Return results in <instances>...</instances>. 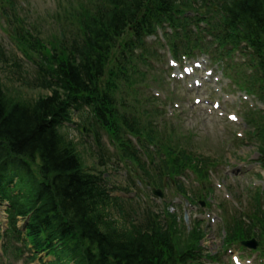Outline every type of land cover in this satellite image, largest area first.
I'll return each instance as SVG.
<instances>
[{
    "label": "trees",
    "instance_id": "obj_1",
    "mask_svg": "<svg viewBox=\"0 0 264 264\" xmlns=\"http://www.w3.org/2000/svg\"><path fill=\"white\" fill-rule=\"evenodd\" d=\"M94 1L93 15L84 13L73 24L77 30L61 36L58 53L50 44L45 47L39 40L17 35L20 46L39 60L23 86L47 94L18 101L0 81V203L7 204V239L28 241L33 250L53 255L54 264H198L204 237L199 225L187 231L174 215L159 219L149 211L137 220L135 211L126 212L122 201L110 199L104 173L83 166L79 143L67 138L63 124L71 121V108L87 106L90 121L121 143L124 158L137 160L122 133L142 136L143 147L154 142L153 129L141 127L135 112L126 116L139 104L128 92L137 78V63L146 65L143 57L150 56L146 38L167 23L173 29L172 52L192 50L198 44L189 28L203 19L192 23L180 16L195 11L198 3L218 9H208L213 17L206 33L220 47H227L229 40L243 55L248 51L250 65L264 85V0ZM0 58L7 60L2 53ZM259 96L264 102V87ZM258 120L249 138L264 169V113ZM167 154L157 176L179 175L188 168L199 180L205 179L208 159L187 151ZM98 159L105 166L104 157ZM263 204L264 190L256 191L248 210L225 226L224 242L263 235ZM18 218L28 220L25 234L17 228Z\"/></svg>",
    "mask_w": 264,
    "mask_h": 264
},
{
    "label": "rangeland",
    "instance_id": "obj_2",
    "mask_svg": "<svg viewBox=\"0 0 264 264\" xmlns=\"http://www.w3.org/2000/svg\"><path fill=\"white\" fill-rule=\"evenodd\" d=\"M14 3L17 5L19 11L18 17L23 19V25H30L35 30H38L36 35L45 40V47H49L47 45L50 44V47H52L57 53L59 52L58 43L62 41L61 36L68 33V31L74 33L77 29L73 24L77 23L78 19L82 20L84 17L81 15L84 13L89 12L92 16L93 6L95 5L94 0H14ZM1 5L2 4H0V7ZM103 12H105L104 8L101 13ZM189 16L192 18L195 17L192 13H190ZM70 23H72V25H70ZM189 29L190 32L194 34V42H196L199 47L203 48L200 45V38H198V35L195 36L200 33V26H198V32H196L197 28L194 29L193 27H190ZM212 35L214 36V34ZM216 35L217 33H215V36ZM151 40L153 39H149L150 51H152L153 48H157L153 52L157 59H153L155 60V64L150 73L144 75L141 80L134 77V85L130 86L128 94L130 96L132 94L133 96H131V98L133 101L135 100L137 103L139 102V104H137L138 106L134 108L135 110H133V112H127L126 116L134 115L135 112L136 117L140 119L139 123L141 127H150L153 129L154 135L151 134V137L154 139L153 143L158 144V138L161 139V141L166 140V144L169 147H173L176 153L181 152L184 149L187 152L189 151L196 155L209 157L212 161H215L217 166L214 168V174L211 176V181L209 180L214 188V192L211 195L205 196V188H209V184L206 186L203 185L204 187L202 189H197V181L192 175L180 179V181L183 182L184 187L189 191V197L192 193L197 194L200 192L202 197L205 198H202V200L206 201L210 208L207 209L206 206L202 210L199 206H196L197 209L195 207L192 209L187 208V210H189L187 215H185L182 209L186 208V206L181 204L184 202L183 199L179 198L180 196L175 193L174 188H169L167 186L164 190V197L161 201H158V199L156 202L151 200L152 203L159 208L152 205L150 201L146 202L145 200H142V192H139L138 189L129 188L125 181L128 179L127 175H125V169L122 167L121 163L116 162L115 156H113V164H108L106 162V166H104V164L100 165V160L98 159V156L96 157L98 154L95 153V150L93 149L91 135L86 134L89 137H82L85 146L77 144L78 153L81 156L83 166L86 170L93 171L95 174L97 172L105 173L104 177L109 180L108 182L111 186L122 187L125 188L126 191L130 190L127 191V194L128 198L131 200H127L124 205L125 209L123 208L126 212L129 210L132 212L135 211L136 213L138 212V215L140 216L142 214V208H145V210L148 208L161 210L160 205L172 204L171 206H168V211L176 214L181 219L183 218L184 221H181V223L185 226L186 230L190 229L195 221H202V228L204 229L206 236L201 241L200 246L203 248L204 253L210 254L211 256L223 255L221 254L223 251L222 237L219 236L220 227L223 226L224 222L223 217L221 221V213H228L227 211L231 210L232 205L234 206L235 203L237 204V202L234 201L235 199L228 201L225 196L229 194L231 197H235V195L238 196L241 194V211H243L248 207L246 206L247 197H249V193L247 192L249 190L248 188L253 190V188H257L258 185V188H261L263 182L261 180L259 182V179H256L253 176L254 169L257 167L255 161L258 159V152L256 145L249 142L247 137V133L251 130L252 125L247 126L245 123L240 126L231 125L226 121V117L222 118L221 115H218V113H215L212 109L210 110V106L213 101H219L221 109H223L225 113H234L240 107L242 110L245 105H253L254 108L257 106L255 110L248 113L251 114V119L256 120L257 118L258 120V117L260 116L255 114V111L257 109H264V105L260 104L257 100L250 98L246 103L241 99H235V104L227 103L226 97L220 95L219 91H223L224 94L232 96H241L239 94L242 93H239V90L234 86L232 79H227L226 74H228L229 70L222 71L221 67H218L216 64H211L207 57L200 58L198 60V67L196 68H198V71L204 75L211 72V76L207 83L203 84L200 90L197 91L196 89H193L190 91L189 85L192 88H196V86L193 85V82H185L183 84L182 82L180 83L171 79L170 72H174L175 70H167L169 68L168 64L170 56L167 53V50L162 49V41H160V45H156V43H152ZM213 40H215V44H218V40L215 37ZM207 42L206 39L203 45ZM211 44H213V42ZM1 45L5 47L8 55L11 49L3 42ZM224 49L234 50L232 46H227ZM113 53L116 54L114 51ZM11 54L15 58L14 50H11ZM31 56L33 55L31 54ZM21 58V55L17 54L16 62L20 65V68L15 66L17 63H14L12 56H7L6 61H3L0 58V81L7 90L6 93L18 101H30L40 96H44L47 94L44 91L34 90L30 87H25V85L23 86L24 79H31V71L28 69L27 64L21 61ZM229 59H231L230 62L232 63V65H230V68H232L230 74L234 76L237 72H240V70L243 69V66L238 64L241 63L242 60L239 56L236 58L231 57ZM158 63H161L159 65L160 72H158ZM240 82H243L242 79H240ZM142 92L144 95L140 96ZM152 97L156 100H151L152 102L147 101L153 99ZM196 98L202 100L198 105L193 104L194 99ZM204 101H210L211 103H209V106L207 107ZM158 108L161 109L158 110ZM241 110L237 112L241 113ZM151 111H156L157 113L152 112L149 114ZM143 112H146L147 116ZM160 112L162 113V116ZM253 114L254 117H251ZM85 115V113H79L78 115L80 118V124L84 127V122L87 120ZM239 116L242 117V114H239ZM72 121L75 124H68L70 126L68 129H76L75 126L78 123L76 115H72ZM256 121L254 123L255 126L258 125ZM65 125H67V123L63 124L64 129L62 132L66 134L69 140L71 139V136L72 139H75V141L77 140V143H80V135L77 132L65 129ZM90 125L91 124L88 123V127ZM82 126L81 128H83ZM94 128L95 127L93 126V129ZM241 134L244 137L240 138L239 135ZM103 140L106 141L105 136L103 137ZM166 144L164 143L165 146H167ZM161 145L160 149L163 150V154L169 156L165 151L168 147H163V145ZM111 151L112 149L110 150V148H108L106 153L109 155L111 154ZM240 171H242V173H239ZM246 171H252V173L246 175ZM254 184L256 185L255 187ZM229 187H232L233 189L231 188L230 190ZM133 195L141 197V200L139 197L131 198ZM3 205V209L6 208V204ZM143 205L146 207H143ZM207 214H209L210 217H214L215 224H211L210 221L206 219ZM3 218L5 217L2 216L0 221H3ZM22 222L24 221L19 220L18 225L20 226ZM230 254L231 252L228 253V256H230ZM223 259L225 260L226 256H224ZM11 262L12 261L10 260L5 263V261L1 260L0 264H21L20 262Z\"/></svg>",
    "mask_w": 264,
    "mask_h": 264
},
{
    "label": "bare ground",
    "instance_id": "obj_3",
    "mask_svg": "<svg viewBox=\"0 0 264 264\" xmlns=\"http://www.w3.org/2000/svg\"><path fill=\"white\" fill-rule=\"evenodd\" d=\"M163 184H164V182H162L160 186H163ZM151 200L154 201V202H156V200H157V196L154 193L153 194H148V196L146 197V202L150 201L151 204H154V203H152Z\"/></svg>",
    "mask_w": 264,
    "mask_h": 264
}]
</instances>
